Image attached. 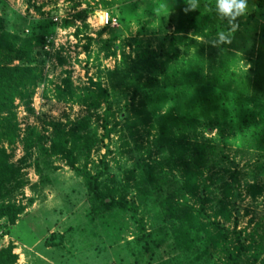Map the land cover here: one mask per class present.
Listing matches in <instances>:
<instances>
[{"label": "trees", "instance_id": "trees-1", "mask_svg": "<svg viewBox=\"0 0 264 264\" xmlns=\"http://www.w3.org/2000/svg\"><path fill=\"white\" fill-rule=\"evenodd\" d=\"M89 1L104 9L113 8L121 2ZM183 16L186 21L182 26H186V31H191L195 38L212 40L218 47L194 43L193 57L181 63L178 62V46H184L190 40L180 35L179 31L164 39L169 43L168 49L163 42L158 51L144 46L136 37L123 39L118 44L105 43L103 50L106 58H116L117 52L119 54L116 67L105 75L108 88L103 87L101 78L96 82L90 81L87 87L74 88L70 78L66 77L54 89L57 101L82 106L88 114L102 111L97 119H100L104 130L113 123L112 132L115 131L121 121L124 126L120 141L124 146L132 141L136 149H142L143 138L148 140L150 137V143L144 147L150 163L141 161L134 171H127L125 183L109 187L101 181L106 166L92 175L87 163L77 165L82 160L88 162L97 136V129L89 130V121L84 120L78 121L69 130L57 123L50 124L52 139L48 148L42 145L37 130L29 128L24 148L29 151L37 147L47 157H62L69 169L82 178L94 218L115 219L130 212L139 232L135 242L145 253H150V258L153 257V248H163L166 261L160 264H256L264 255V231L260 224L244 237V231H236L237 222L234 221L232 230L225 226L232 220V212L227 205L232 189L238 185L237 172L229 175L230 182H225L222 176H217L218 173L213 174L214 181L206 177L205 174L214 168L215 147L208 143L189 142L184 139L186 135L183 139L173 137L170 130L174 122L168 126L164 123L168 119L185 122L184 131L188 133L201 124L196 116L198 111L209 125L208 133L214 127L228 125L240 133L250 131L263 135L264 61L260 55V70L250 79L238 77L231 71L230 55L225 48L227 40L218 38L219 31H228V27L208 14L192 9H186ZM77 18L84 20L82 13ZM67 24L64 21V25ZM83 28L87 29L88 25H83ZM107 29H101L98 34ZM262 32L264 34V29ZM81 33L82 30L76 28L75 36ZM46 38L45 33L38 34L34 30L25 35L7 30L0 21V221L5 219L11 226L17 222L25 207L17 205L10 195L14 188L23 187L24 182L20 180L19 168L9 163L10 157L2 144L15 143L19 132L17 108L22 106L31 112L34 92L38 85L46 81L43 69L36 64L34 57L35 50L43 49ZM86 40L91 43V39ZM261 49L263 54L264 40ZM167 91L174 94L167 97ZM124 92L131 94L127 109L130 115H121L118 122L113 105ZM136 99L138 103L135 105ZM188 102L190 108L186 106ZM85 130L88 131L82 133ZM152 149L161 155L160 159L152 160ZM12 182H16L13 190L9 189ZM207 182L210 187L222 184L220 198L216 195L212 197ZM174 184L179 186L178 191L164 199L162 194ZM262 191L263 187L253 182L247 186L246 192L255 199ZM154 196L161 210L158 217L165 225L146 233L143 219L137 220L136 215L139 206H145L147 198ZM259 228L262 232L258 231ZM12 252V245L1 249L0 264H15L17 256Z\"/></svg>", "mask_w": 264, "mask_h": 264}, {"label": "rangeland", "instance_id": "rangeland-1", "mask_svg": "<svg viewBox=\"0 0 264 264\" xmlns=\"http://www.w3.org/2000/svg\"><path fill=\"white\" fill-rule=\"evenodd\" d=\"M119 1L113 8L104 9L89 0H0V21L7 30L24 35L34 30L38 34L45 33L46 40L51 42L48 51H34L35 62L42 67L46 81L38 85L34 92L31 112L22 106L17 108L19 132L15 143L2 144L10 157L9 163L19 168L20 180L24 182L19 189L14 188L16 182L9 186V189L14 188L10 199L17 205H23L24 212L13 226L5 219L0 221V250L12 245V253L17 256L15 264H160L166 261L163 248H153V257L150 258V253H145L135 242L139 232L130 212L115 219L94 218L82 178L69 169L62 157H47L37 147L29 151L24 148L29 128L37 130L42 145L48 148L52 139L50 124L57 123L69 130L78 121L84 120L89 121V130L97 129V136L88 162L82 160L77 165L87 163L92 175L106 166L101 181L109 187L125 183L127 171H134L136 165L143 161L150 163L144 150L150 143V137L148 140L143 138L142 149H136L132 141H128V146L120 141L124 125L119 117L130 115L127 110L130 93L124 92L113 105L116 121H120L113 132V123L106 130L102 129L100 119H97L102 111L88 114L84 107L57 101L55 97V86L61 85L66 77L70 78L74 88L87 87L90 81L96 82L99 78L103 87H109L105 75L116 67L119 54L117 52L116 58H106L103 50L105 43L118 44L123 39L136 37L144 46L158 51L163 42L168 49L169 43L164 39L179 31L180 35L190 40L184 46H178V62L182 63L193 57L194 43L218 47L212 40L193 37L191 31L182 26L186 21L183 12L192 9L206 13L228 27V31H219L218 38L227 40L225 48L230 55L231 71L238 77L250 79L260 70V55L264 61V53H260L264 40V0ZM101 11H108L117 26L99 35ZM79 13L84 20L77 18ZM54 19L57 21L54 22ZM64 21L68 23L66 26ZM83 25H88V28L84 30ZM76 28L82 30L78 36L74 34ZM86 38L91 39L90 44ZM263 66L264 63V72ZM172 94V91L166 92L167 97ZM187 105L190 108L189 102ZM196 112L201 124L195 130L187 133L184 131L185 122L170 119L165 121L164 126L174 122L170 130L173 137L183 139L186 135L184 139L189 142L208 143L215 147L214 168L205 174L206 177L214 181L212 176L218 173L217 176L230 182L229 175L237 172L238 185L232 189L227 205L232 212V220L225 226L232 230L234 221L237 222L236 231H244L243 237L252 233L257 224L264 231V133L261 136L250 131L240 133L228 125L214 127L208 133V123ZM158 119L155 118L156 126ZM152 151V160L161 158ZM175 175L178 176L177 173ZM253 182L263 187L262 194L255 199L246 192L247 186ZM221 185H209L212 197H221ZM178 187L170 185L168 191L162 194L164 199L173 196ZM155 197H148L146 205L139 206L136 215L137 220L143 219L146 233L165 225L158 217L161 210ZM190 202L193 203L192 200ZM147 243L150 247V240ZM256 264H264V255Z\"/></svg>", "mask_w": 264, "mask_h": 264}, {"label": "built area", "instance_id": "built-area-1", "mask_svg": "<svg viewBox=\"0 0 264 264\" xmlns=\"http://www.w3.org/2000/svg\"><path fill=\"white\" fill-rule=\"evenodd\" d=\"M57 20L54 19V22ZM98 26L101 29L104 28H114L117 26V22L114 18L111 17V14L108 11L99 12ZM51 42L46 40V45L43 47L44 50L48 51V47H50Z\"/></svg>", "mask_w": 264, "mask_h": 264}]
</instances>
